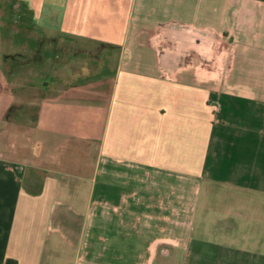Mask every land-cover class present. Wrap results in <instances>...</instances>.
I'll return each instance as SVG.
<instances>
[{"label":"crops","instance_id":"0c3cea01","mask_svg":"<svg viewBox=\"0 0 264 264\" xmlns=\"http://www.w3.org/2000/svg\"><path fill=\"white\" fill-rule=\"evenodd\" d=\"M25 1L71 42L43 93L0 34V264H264V0Z\"/></svg>","mask_w":264,"mask_h":264},{"label":"rangeland","instance_id":"374dc122","mask_svg":"<svg viewBox=\"0 0 264 264\" xmlns=\"http://www.w3.org/2000/svg\"><path fill=\"white\" fill-rule=\"evenodd\" d=\"M0 34L12 88L16 84H27L28 90L34 88L43 93L48 92L44 88L49 82L46 74L53 63L58 62V46H67L70 39L41 30L35 24L25 0L0 1ZM92 50H98V47L93 44ZM33 113L32 109L28 110L17 122L22 125V130L31 131L29 128L32 126Z\"/></svg>","mask_w":264,"mask_h":264}]
</instances>
